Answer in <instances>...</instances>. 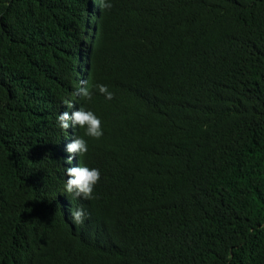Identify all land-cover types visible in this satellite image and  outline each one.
I'll return each instance as SVG.
<instances>
[{"label": "trees", "instance_id": "1", "mask_svg": "<svg viewBox=\"0 0 264 264\" xmlns=\"http://www.w3.org/2000/svg\"><path fill=\"white\" fill-rule=\"evenodd\" d=\"M111 2L0 0V264H264V0Z\"/></svg>", "mask_w": 264, "mask_h": 264}, {"label": "clouds", "instance_id": "2", "mask_svg": "<svg viewBox=\"0 0 264 264\" xmlns=\"http://www.w3.org/2000/svg\"><path fill=\"white\" fill-rule=\"evenodd\" d=\"M111 0H99V7L102 9L112 8ZM81 86L73 90V95L84 97L87 100L92 99L93 93L84 86V81H81ZM100 94H103L105 99L111 100L113 93L108 90L107 85L99 84L96 86ZM67 108L73 109L71 102L67 103ZM59 127L67 132L72 127L77 126L84 128L85 135L95 139L103 136L100 118L91 110L84 107H77L75 110L64 111L58 113L56 117ZM66 152L69 154L65 160L68 165L72 164L74 156H83L88 151L87 141L83 137L73 135L71 142L66 144ZM65 176L67 179L64 183V193L70 194L74 199L91 200L94 198V188L100 180V170L95 167L88 166H70L65 168ZM68 218L73 223H83L87 218V212L84 207H77L74 211L69 210Z\"/></svg>", "mask_w": 264, "mask_h": 264}, {"label": "bare ground", "instance_id": "3", "mask_svg": "<svg viewBox=\"0 0 264 264\" xmlns=\"http://www.w3.org/2000/svg\"><path fill=\"white\" fill-rule=\"evenodd\" d=\"M52 142V141H51ZM50 143V142H49ZM2 199V198H1Z\"/></svg>", "mask_w": 264, "mask_h": 264}]
</instances>
